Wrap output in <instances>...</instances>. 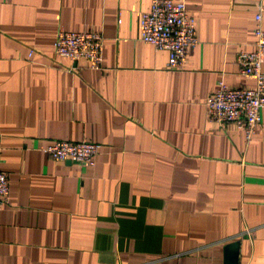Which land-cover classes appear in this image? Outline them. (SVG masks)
<instances>
[{
  "label": "crops",
  "instance_id": "1",
  "mask_svg": "<svg viewBox=\"0 0 264 264\" xmlns=\"http://www.w3.org/2000/svg\"><path fill=\"white\" fill-rule=\"evenodd\" d=\"M150 4L0 0V264H264V109L249 139L205 115L220 81L255 87V1L185 0L179 71L140 41ZM59 30L101 33L102 70L58 57ZM60 141L99 145L94 167L47 158Z\"/></svg>",
  "mask_w": 264,
  "mask_h": 264
},
{
  "label": "built area",
  "instance_id": "2",
  "mask_svg": "<svg viewBox=\"0 0 264 264\" xmlns=\"http://www.w3.org/2000/svg\"><path fill=\"white\" fill-rule=\"evenodd\" d=\"M7 2L8 0H3ZM255 1L254 50L240 52L236 56L241 76L255 81L254 89L229 88L222 81L205 102L206 120L218 127L234 125L249 139L261 121L264 109V0ZM140 41L155 50L166 51V69L179 71L183 68L187 52L197 45L195 19L185 8V0H151L150 8L140 15ZM103 43L101 33L90 31L66 32L55 35V54L70 62L82 60L94 71L102 70ZM31 54H29L30 56ZM99 145L60 141L47 146L43 153L51 160L69 162L82 168L94 167ZM9 196L7 177L0 172V210Z\"/></svg>",
  "mask_w": 264,
  "mask_h": 264
},
{
  "label": "water",
  "instance_id": "3",
  "mask_svg": "<svg viewBox=\"0 0 264 264\" xmlns=\"http://www.w3.org/2000/svg\"><path fill=\"white\" fill-rule=\"evenodd\" d=\"M66 163H69V162H66Z\"/></svg>",
  "mask_w": 264,
  "mask_h": 264
}]
</instances>
